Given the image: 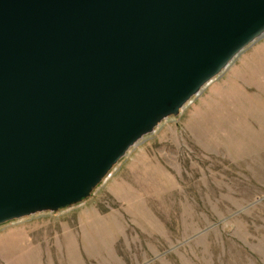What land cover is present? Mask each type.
Wrapping results in <instances>:
<instances>
[{"label": "water", "instance_id": "obj_1", "mask_svg": "<svg viewBox=\"0 0 264 264\" xmlns=\"http://www.w3.org/2000/svg\"><path fill=\"white\" fill-rule=\"evenodd\" d=\"M264 37V0H0V224L78 204Z\"/></svg>", "mask_w": 264, "mask_h": 264}, {"label": "rangeland", "instance_id": "obj_2", "mask_svg": "<svg viewBox=\"0 0 264 264\" xmlns=\"http://www.w3.org/2000/svg\"><path fill=\"white\" fill-rule=\"evenodd\" d=\"M0 264H264V37L83 201L0 224Z\"/></svg>", "mask_w": 264, "mask_h": 264}]
</instances>
